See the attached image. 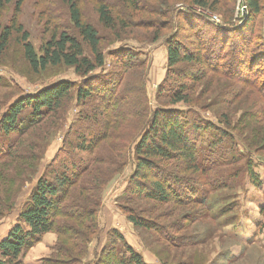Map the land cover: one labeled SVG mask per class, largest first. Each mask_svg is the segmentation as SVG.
<instances>
[{
  "label": "rangeland",
  "instance_id": "obj_1",
  "mask_svg": "<svg viewBox=\"0 0 264 264\" xmlns=\"http://www.w3.org/2000/svg\"><path fill=\"white\" fill-rule=\"evenodd\" d=\"M19 1H0V36L12 24ZM23 1L20 24L29 32L38 53L53 36L63 31L73 34L69 5L64 0ZM102 1L114 6L125 19L129 9L120 0ZM163 1L150 0L145 6L159 8L169 16L172 11L182 13L183 21L189 12L183 0L173 4ZM223 1L217 10L193 8L216 32L208 31L193 45V32L185 26L181 29L182 49L194 52L196 46L201 48L203 64L183 62L170 68L164 41L169 30H162L155 42L151 38L156 29L142 27L139 21L126 30H107L98 22L97 0H83L85 16L98 29L106 56L105 65L88 76L102 79V84L92 82L100 92L79 100L74 89L56 113H50L27 133L8 134L0 125V214L5 215L0 220V239L17 221L38 180L46 177V172L54 176L66 165L82 175L79 183L92 184L95 189L103 173L104 187L92 189L91 195L102 194L98 214L101 234L91 244L86 262L101 253L108 233L114 230L147 264H264V94L260 86L264 72L259 67L246 70L247 66L233 72L238 62L247 65L251 54L258 51L255 41L263 36L264 25L262 28L255 22L256 26L242 33L249 39L239 41L237 29L241 31L249 18L246 0ZM197 22L201 26L198 31L210 28L203 20ZM223 36L227 43L221 48ZM19 38L14 35L0 56V121L22 96L64 81L85 87L88 78L67 66L35 73ZM127 53L132 56L129 68L121 61ZM86 56L92 58L89 51ZM180 85L188 86L192 102L174 106L168 94ZM131 96L135 103H131ZM147 107L174 108L192 121L214 127L200 133L204 175L199 176L201 181H190L198 194L181 191L182 203H160L130 193L133 149L142 129V117L136 114H147ZM88 147L92 151L82 149ZM252 165L260 186L251 182L248 167ZM11 204L14 207L9 210ZM126 209L135 210L153 229L136 228L128 220ZM54 235L46 237L30 254L28 264H38L51 255L57 240Z\"/></svg>",
  "mask_w": 264,
  "mask_h": 264
},
{
  "label": "trees",
  "instance_id": "obj_2",
  "mask_svg": "<svg viewBox=\"0 0 264 264\" xmlns=\"http://www.w3.org/2000/svg\"><path fill=\"white\" fill-rule=\"evenodd\" d=\"M11 1L4 0L7 4ZM64 1L69 5L73 34L70 31H63L53 36L43 46L41 54L38 53L30 41L29 32L20 24L24 3L21 0L16 6L12 24L4 28L0 36V56L8 47L10 40L17 34L20 36L19 41L22 43L25 58L35 73L45 71L49 67L67 66L75 68L78 75L86 78L102 68L106 61L102 51V39L98 29L85 16L83 0ZM120 1L129 9V12L124 14L125 19L122 15H118L115 8H112L114 6L97 0L98 22L105 29L113 31L124 28L126 30L135 26L134 21L136 23L139 21L142 27L156 29L151 38L153 42L161 38L162 30H169L170 34L166 35L164 40L168 46V66L173 68L183 62L203 64L204 54L201 48L196 46L194 52L182 49L181 41L184 39V34L181 29L185 26L187 30L193 32L190 38L191 44L194 45L196 41L201 42L208 35V31L212 32L215 28L211 27L205 19L200 18L193 8L197 6L217 10L223 6V0H183L189 10L183 21H181L182 13L176 15L175 11H172L169 16L159 8H148L145 3L150 0ZM156 1L164 4L163 0ZM165 1L172 4L180 3L176 0ZM245 7L248 9L249 18L241 31L237 29V34H241L237 36V39L244 43L249 39L248 36L242 35L245 29L256 26L255 22L263 28L264 0H246ZM138 17L139 20H137ZM189 17H192L191 21ZM232 17H228L229 21H232ZM199 20H203V25H209L207 27L210 28L198 31L197 27H201L197 24ZM226 43V37H221L220 47L223 48ZM255 44L258 45V51L251 54L247 65L242 64L243 61L241 64L238 62L235 66L237 69L233 70L234 73L241 72L244 66H247L246 70L252 69L251 71L259 67L264 72V28L263 36H257ZM86 51L92 54V58L86 56ZM131 59L132 56L129 53L121 57V61L128 68ZM101 80L97 75L88 77L85 80V87L67 81L59 82L41 89L36 94L20 97L1 119L2 131L8 134L31 131L40 125L45 117L47 119L50 113H56L74 89L79 100L88 99L93 93L100 92L99 87L92 82L98 81L102 84ZM260 86L264 94V80ZM188 91L189 88L185 85L171 89L168 94L170 103L174 106L191 103L192 98ZM130 101L135 103L136 100L131 96ZM116 105H118L117 100ZM136 115L142 117L141 124L139 122L142 129L139 141L137 139L138 142L133 149L134 167L129 179V186L133 190L130 193L142 199L176 204L182 203L180 193L183 190L191 196H196L198 192L190 185V181H201L199 176H203L205 170L200 162V133L203 129L211 130L214 127L192 121L190 117L174 108L151 110L147 107V114L140 112ZM82 149L92 151L89 147ZM74 171L65 165L63 170H58L53 174L54 176L49 177L46 172V177L42 176L38 180L23 206L18 224L0 242V264H25L26 255L40 244L47 234H55L57 241L51 255L43 258L40 264H147L144 257L123 241L122 236L114 230L108 233L106 245L101 253L95 254L92 262H86L91 244L99 240L101 234L98 214L102 208V194L91 196L92 189L101 190L105 184L101 185L103 173H100L98 189L92 188V184L89 183L83 185L79 183L82 175L79 176ZM248 173L251 182L260 186L261 182L253 165L248 167ZM185 175L191 176L187 179ZM76 189H79L77 195ZM13 207L14 205L11 204L8 209L11 210ZM125 213L136 228L153 229L152 224H148L147 220L139 216L135 210L126 209ZM4 217L5 215L0 214V220Z\"/></svg>",
  "mask_w": 264,
  "mask_h": 264
},
{
  "label": "crops",
  "instance_id": "obj_3",
  "mask_svg": "<svg viewBox=\"0 0 264 264\" xmlns=\"http://www.w3.org/2000/svg\"><path fill=\"white\" fill-rule=\"evenodd\" d=\"M28 198H29V197H28ZM20 213H21V211H20ZM20 213H19L18 216H17V221H18V218H19V216H20ZM9 221H11V220H9ZM17 221H15V223H13V225L9 228V230L7 231V233H6V234L0 239V242H1L3 239H5V238L8 236L10 230H11L14 226H16V225L18 224ZM8 224H9V223H8ZM8 224H7V225H8ZM51 235H54V234H47V235L44 237L43 241H42L40 244H38L35 248H33V249L28 253V255H26V257L24 258V263H25V264H28V260H27V259L30 257V254H31L34 250H36L40 245H42V243L45 242L46 237H50ZM54 236H55V235H54ZM55 239H56V237H55ZM56 241H57V240H56ZM51 251H52V249H51ZM43 258H45V257H43ZM43 258L40 259V261H39L38 264L41 263V260H42ZM31 263H32V262H31Z\"/></svg>",
  "mask_w": 264,
  "mask_h": 264
},
{
  "label": "water",
  "instance_id": "obj_4",
  "mask_svg": "<svg viewBox=\"0 0 264 264\" xmlns=\"http://www.w3.org/2000/svg\"><path fill=\"white\" fill-rule=\"evenodd\" d=\"M246 14H247V9L245 8L244 9V15L246 16Z\"/></svg>",
  "mask_w": 264,
  "mask_h": 264
},
{
  "label": "built area",
  "instance_id": "obj_5",
  "mask_svg": "<svg viewBox=\"0 0 264 264\" xmlns=\"http://www.w3.org/2000/svg\"><path fill=\"white\" fill-rule=\"evenodd\" d=\"M216 19V18H215ZM215 21H218V20H215Z\"/></svg>",
  "mask_w": 264,
  "mask_h": 264
}]
</instances>
